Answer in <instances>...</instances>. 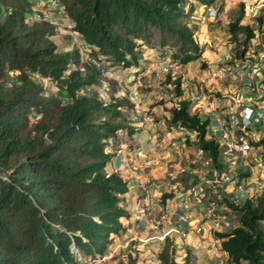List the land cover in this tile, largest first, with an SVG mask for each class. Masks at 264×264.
I'll list each match as a JSON object with an SVG mask.
<instances>
[{"label":"trees","instance_id":"16d2710c","mask_svg":"<svg viewBox=\"0 0 264 264\" xmlns=\"http://www.w3.org/2000/svg\"><path fill=\"white\" fill-rule=\"evenodd\" d=\"M192 1L59 0L83 50L100 60L96 67L81 61L75 44L56 48L49 18L28 19L37 10L34 0H0V264L92 263L123 231L126 181L106 164L117 132L133 130L123 110L132 103L114 90L107 100L77 90L97 84L108 68L140 67L146 49L157 48L156 57L174 67L196 59L204 67L189 21ZM243 13L241 5L227 24L235 57L247 51L254 29L261 28L260 16L254 27L241 21ZM181 77V72L173 78L163 74L170 87L168 97L158 101H168L167 128L190 131L193 138L185 143L203 149L217 167L219 143L206 136L210 120L190 109ZM51 83L56 90L45 93ZM251 144L264 145V138ZM172 194L162 193L160 200ZM224 201L240 221L213 231L226 264H264V188L237 202ZM173 251L165 237L152 264H177ZM189 256L185 249V264ZM114 264H138L137 255L128 251Z\"/></svg>","mask_w":264,"mask_h":264},{"label":"crops","instance_id":"0c3cea01","mask_svg":"<svg viewBox=\"0 0 264 264\" xmlns=\"http://www.w3.org/2000/svg\"><path fill=\"white\" fill-rule=\"evenodd\" d=\"M210 5L216 8V17L206 15L205 6L197 3L193 4V11L189 19L190 23L195 27L198 43L202 47L201 59L204 60L205 66L199 67V60L196 59L180 66L181 71L183 68L188 71L186 73L188 75H183V71H179L187 78H191L193 75L199 77L208 67L222 64L230 59L234 61L235 69L237 68L238 72H241V75L227 77L226 79H232V81L226 85L223 84V80L214 81L208 85L205 89L207 92H211L210 97L212 100L210 102L212 110H208L202 105L207 98V94H209L207 92L202 95L199 102L200 106L196 108L201 118H209L208 127L212 126L216 129L218 125L215 123V117L225 112L230 103L229 95L233 91H239L241 98L245 102L251 103L253 108L256 107L264 111V95L257 96L256 93L245 89L244 85L246 81L242 78V74L244 75L246 72L253 71V83L264 87V70H255L259 58L264 54V48L262 47L264 46V0H215ZM241 5H243L244 11L241 21L256 27V17L260 16L261 28L254 29L255 34L247 43V56L235 58L230 50L232 44L227 37L228 31L225 20L235 15ZM144 52L138 64L144 67L146 75L143 78L142 85L139 87L138 95L132 96L128 93L130 85L128 88H125L127 93L120 92L132 103L130 108L136 112L137 118L141 120L139 123H134L125 115L128 125L133 130L128 133L126 129H123L116 134L113 139L114 153L106 164L107 171L117 172L126 181L127 190L124 193L123 203L127 216L123 219L124 229L119 233L118 237L120 238L119 241H122L123 244L127 241L132 242L131 245H134L136 248L135 252L138 260L142 256L146 258V255L151 251L149 246L150 241H144L143 238L148 232H154L156 229V227L153 228L149 223L147 216L159 218L157 208L162 207L160 203L155 202L154 196L171 185L175 186L180 181L188 184L194 178H198V176L205 173H210L212 169V164L208 161L193 163L189 160L192 145L185 143V138L187 136L189 139L193 138V134L190 131H186L185 133L179 127L167 128L165 116L168 115V111L165 109V106L168 105V101L161 103L158 101V98L168 97L170 84L161 82V75H155L150 72V69L157 67L158 59L152 56L156 52L153 49H146ZM188 64L190 68L186 66ZM142 88H145V90H142ZM259 100H262V103H258ZM255 127H259L260 129L258 130ZM255 127H253L254 137L264 138V125L256 123ZM216 130L218 131V128ZM209 135L210 133L207 131L206 136ZM160 137H164L162 147H158L157 144ZM248 155L251 158L250 162L264 157V145L252 148ZM149 158H153L154 161L145 164L144 160ZM183 175L188 178L185 180ZM146 178L150 181V184H148V187L150 186V189H148L150 193L148 195L141 193L139 196L141 202L146 201L149 203V210L147 209L146 213L150 211V214L145 213L142 215V218H135L133 213H129L128 211L133 204L135 205L133 199L139 194V190L135 188V183L137 180H144ZM225 188L231 190L232 186L228 184ZM171 190H173L175 197L181 195L180 190L176 188ZM165 202L171 208L172 204H169V202L173 203V200ZM198 223L200 222L193 215L189 223L191 229L187 230L186 237L189 248H191L189 251L195 250L193 253L195 252L194 255L197 261H199L200 256L202 260L206 256L194 247L196 239H198L195 229L199 227L207 228L204 224L199 225ZM208 230L211 235L210 229ZM204 261L201 264H205L206 261Z\"/></svg>","mask_w":264,"mask_h":264},{"label":"built area","instance_id":"2783aa9c","mask_svg":"<svg viewBox=\"0 0 264 264\" xmlns=\"http://www.w3.org/2000/svg\"><path fill=\"white\" fill-rule=\"evenodd\" d=\"M45 2H49V5H61L59 0H48ZM205 11L209 16H217L216 9L210 5L205 6ZM229 21L230 19L227 18L225 24H228ZM71 25L72 23L69 25L72 43L82 48L85 45L80 41L79 36L71 30ZM155 56L157 55L155 54ZM91 61L96 67H100L101 63L99 59H91ZM233 62L234 61L230 59L222 64L208 67L205 72L198 77L196 83H193L191 79L183 76L184 74L182 75L181 84L183 86V97L188 100L191 110H195L200 106L199 102L201 101L202 95L206 94L207 90L205 88H207L208 85L214 81H222L229 76L237 77V75H241V72H238L237 68L235 69ZM179 69L180 68H178V70ZM175 70L173 64L166 58H159L157 67L155 69H150V72L155 75H162L168 72L170 77L173 78L178 74V71L176 74ZM255 70H264V54L259 58ZM112 72L113 75L108 68V73L103 71L101 75L108 74L112 76L113 79L124 76L127 81H131L128 93L132 96L138 95L139 87L142 85L143 78L146 75L144 67H135L133 65L127 67H114ZM253 74V71L246 72L244 75L242 74V78L246 81L244 85L245 89L249 92L256 93L257 96H262L264 95V87L253 83ZM108 88V81H98V83L94 85H82L77 90V93L83 95H92L95 93L100 98L107 100L109 95ZM102 92H105V95H103ZM207 93L209 94H207V98L202 105L204 108L212 110L210 102L212 100L210 97L211 92L208 91ZM229 98L230 103L225 112L215 117L218 131L215 130L213 135H211L219 143L218 166H212L210 173L200 175L188 184L184 183V181H180L175 186L171 185L154 196L155 202L160 203L162 207L160 206L157 208L159 218L147 216L149 223L153 228L156 227V229L143 238L144 241L153 240L156 244L160 245L161 241L167 237L171 241V247L173 249L180 250L183 245L189 247V243L186 240V225L190 223L191 216L195 215L196 220L200 222L198 224H204L210 229L212 234L208 240L204 238L196 239L194 247L213 260V264H226V255L219 249V238L214 236L213 231H227L238 226L240 223L238 215L226 205L224 199L237 202L244 197L253 196L264 188V157L250 162L251 158L248 155L252 148L259 146L251 144V140L258 139L257 136L254 137L255 133L253 132V127H255L258 122L264 125V111L257 108L255 109L252 107L251 103L245 102L241 98L239 91L230 93ZM123 110L125 111V115L132 122H140L141 119L137 118L136 112L130 107L124 108ZM184 131L186 133L187 130ZM163 142L164 137H160L157 143L158 147H162ZM190 151L191 155L189 160L193 163L212 161L209 157L204 155V150L201 148L191 147ZM151 161H154V159H145L144 163L147 164ZM148 184H150L148 178L137 180L135 183V188L139 190V194L133 199L135 205L133 204L128 209L129 213H133L135 218H142V215L146 213L147 209L149 210V203L146 201L141 202L139 196L141 193L147 195L150 193L148 190L150 186L148 187ZM228 184L232 186L231 190L225 188ZM174 188L180 190L181 195L175 197L173 193L170 197H164L163 203L160 200L161 194L173 192L171 189ZM167 200H173L171 208H169L168 204L165 202ZM146 214H150V211ZM111 254V251L108 250L106 253L98 256L97 259H106L110 257ZM154 256L151 250L150 253L146 255V258H142L140 261L137 260V263L152 264Z\"/></svg>","mask_w":264,"mask_h":264},{"label":"rangeland","instance_id":"374dc122","mask_svg":"<svg viewBox=\"0 0 264 264\" xmlns=\"http://www.w3.org/2000/svg\"><path fill=\"white\" fill-rule=\"evenodd\" d=\"M45 1H48V0H34V2L36 3V6H37V10H35L32 13V15H30V17H28V19L29 20H39V19L42 18V15H43V18L44 17L45 18H49V20H51L52 24L54 25L55 33L51 36V38L54 40V42L56 44V48L58 50L67 49L70 45H72V40H71V36H70V26H69L71 21L68 19V17L64 13L63 9L61 8V5H58V4L49 5V2H45ZM192 3L193 4H197V1L193 0ZM36 6H34V8ZM206 15H207V13H206ZM258 39H259V43H260L259 35H258ZM231 44L233 45V42H231ZM262 47L264 48V46H262ZM83 48L84 47L81 48V54H82V57H83L81 61H91V59H93L92 58L93 55H91L90 53H87L86 51H84ZM240 48L241 47H238L237 52L240 51ZM230 50H231V53L234 54L233 48H231ZM154 52H156V55H157L158 54V49L155 48ZM246 53H247V51H245L244 53L240 54L238 57H242L243 58V56H247ZM152 56L154 57L155 53ZM155 58H157V57H155ZM186 66L189 67V64L186 65ZM176 68H175L176 69L175 70L176 74H177V71H178V73H180L181 68L179 69L180 71L178 70V67H176ZM112 71H113V68H111V73L113 75ZM182 71H183V74L188 75V74H186L188 72L186 69L184 70V68H183ZM161 77L163 79V74L161 75ZM161 77H159V79H161ZM38 78L41 79L43 81V83H45V84L49 81L45 77L41 78V77L38 76ZM98 78L100 79L98 81H108V85H109L108 91L110 92V90H114L116 94H120V92H122V93L126 92L127 93L125 88H128L129 85L131 86V81H127L124 76H119L118 79H113L112 76L106 74V75H101ZM189 79H191L193 83H196L198 77L193 75V77H191V78L189 77ZM231 81H232V79L231 80L230 79L229 80L228 79H224L222 82H223L224 85H226L228 82H231ZM161 82H162V80H161ZM56 88L57 87L54 84L51 83L48 86V89H44V92L46 93L48 91L49 92L50 91H55ZM143 89L145 90V88H142V90ZM102 93H103V95H105V92H102ZM258 103H262V100H259ZM126 121H127V119H126ZM259 125H260V123H259ZM255 128H257L258 130L260 129L259 127H255ZM216 129L213 128L212 126H210V127H208L207 131H209L210 135H213V133H214V131ZM258 133H259V131H258ZM244 166H242V167H244ZM242 167H239V168H242ZM169 204H172V202H169ZM190 229H191V227H189V224L186 225V231L190 230ZM150 233H152V232L151 231L148 232V234H150ZM195 233H196V236H197L198 239L204 238V239L208 240L209 237H210L209 230L207 228H204V227H199V228L195 229ZM118 235L119 234H117L116 236L113 237L112 242L106 248V251L109 250L112 253L110 257H108L106 259H103V260L96 259L92 263L87 262L86 264H114L116 262L117 258L119 256H121L122 254H124V253H126L128 251L135 252L136 248H135L134 245H131L132 242L131 241H127L126 243L124 242L125 244H123L122 241H119L120 238L118 237ZM149 246L151 248L150 250H152V252L154 254L159 248V244H156L153 240H151L149 242ZM185 249H189L190 250L191 248H189L187 245H183V247L180 248V250L174 249V251H173V254H174L173 260L177 264H185V262H184V251H185ZM193 251H195V250H193ZM193 251L190 252L191 256L188 257V259H187L188 263L187 264H201V263H203L202 262L203 260L206 261L205 264H213V260L208 258L205 253H203V254L206 257H204V259L202 260V257L200 256L199 261H197L196 260V256L194 255L195 252L193 253ZM142 257H141V259H142ZM137 258H138V256H137ZM141 259H139L138 261H140Z\"/></svg>","mask_w":264,"mask_h":264},{"label":"clouds","instance_id":"9594fccd","mask_svg":"<svg viewBox=\"0 0 264 264\" xmlns=\"http://www.w3.org/2000/svg\"><path fill=\"white\" fill-rule=\"evenodd\" d=\"M208 5H210V4H208ZM204 6H207V5H204ZM210 6H212V5H210ZM213 7V6H212ZM204 9H205V7H204ZM216 9V8H215ZM217 11V10H216ZM72 30V29H71ZM71 36V35H70ZM73 44V43H72ZM75 46L78 48V50H80V48L75 44ZM156 57V56H155ZM140 65V64H139ZM141 68H142V66H141ZM105 253H106V251H105ZM138 260V259H137Z\"/></svg>","mask_w":264,"mask_h":264}]
</instances>
